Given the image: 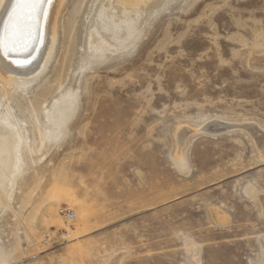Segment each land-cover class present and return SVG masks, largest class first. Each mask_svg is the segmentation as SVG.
<instances>
[{"label":"rangeland","instance_id":"374dc122","mask_svg":"<svg viewBox=\"0 0 264 264\" xmlns=\"http://www.w3.org/2000/svg\"><path fill=\"white\" fill-rule=\"evenodd\" d=\"M53 32L0 72V264H264V0H63Z\"/></svg>","mask_w":264,"mask_h":264},{"label":"bare ground","instance_id":"6f19581e","mask_svg":"<svg viewBox=\"0 0 264 264\" xmlns=\"http://www.w3.org/2000/svg\"><path fill=\"white\" fill-rule=\"evenodd\" d=\"M61 1L63 0H0L1 73L20 77L36 74L42 61L50 53L54 40L53 23ZM120 1L133 7L142 2ZM254 128L258 129L250 128V133L256 137L258 145L264 148V132ZM228 130L241 131L236 127L217 124H210L203 131L216 134ZM262 204L264 207V199Z\"/></svg>","mask_w":264,"mask_h":264},{"label":"built area","instance_id":"2783aa9c","mask_svg":"<svg viewBox=\"0 0 264 264\" xmlns=\"http://www.w3.org/2000/svg\"><path fill=\"white\" fill-rule=\"evenodd\" d=\"M75 218V215L74 213L72 212H67L65 215H64V219L66 221V223L68 224L69 222L73 221Z\"/></svg>","mask_w":264,"mask_h":264}]
</instances>
